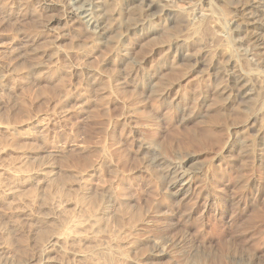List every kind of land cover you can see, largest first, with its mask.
Masks as SVG:
<instances>
[{
	"label": "rangeland",
	"instance_id": "rangeland-1",
	"mask_svg": "<svg viewBox=\"0 0 264 264\" xmlns=\"http://www.w3.org/2000/svg\"><path fill=\"white\" fill-rule=\"evenodd\" d=\"M155 1L171 27L154 10L156 35L120 39L123 12L100 43L69 0H0V264H264V140L244 128L264 127V49L239 0ZM213 73L246 74L249 104Z\"/></svg>",
	"mask_w": 264,
	"mask_h": 264
},
{
	"label": "bare ground",
	"instance_id": "bare-ground-1",
	"mask_svg": "<svg viewBox=\"0 0 264 264\" xmlns=\"http://www.w3.org/2000/svg\"><path fill=\"white\" fill-rule=\"evenodd\" d=\"M121 4L124 5V11L120 8L116 10H109V7L114 3L115 0H69V9L67 12L68 21H74L75 23L83 25L88 32L100 43L108 41L109 34L112 28L109 26V21H117L116 16L121 15V13L126 12L128 16H132V20L127 23L121 29L119 38H125L128 36L135 37L139 35L142 39H150L158 32L156 24L152 21V16L148 13L151 11H156L162 15L167 28L174 24V19L176 18V11L170 6L159 5L155 0H119ZM241 6L239 9L240 15L244 16L245 20L244 29L247 38L250 39L260 50H263L262 42L263 35L260 32L262 26L263 17L259 14L261 11V1L260 0H239ZM135 12V14H134ZM255 15V17H247L248 15ZM193 43L192 38L179 39L177 37L171 39L166 44V56L173 57L176 63L181 62L186 59L188 52ZM252 76H258L257 74H252ZM213 79L218 81L216 91L219 95L226 96L225 103L230 106L235 103H241L244 105L249 104L251 101L252 91L249 89L247 81L245 79L246 74L244 73H232L226 76L225 80L222 82L219 78L218 73H213ZM152 79V78H150ZM256 113H253L245 124V127L249 131L258 132V139L260 141L264 140V127L257 128L255 125ZM175 174V173H174ZM172 176V175H171ZM181 178L176 174L175 177H171L169 181L170 186V197L178 198L186 192L190 187L189 181H184L181 183ZM190 190V189H189ZM184 196V195H183ZM66 230H61L50 234L47 237H42V242H47L48 247L46 248V256L56 243L61 242L65 237H67ZM64 237V238H63ZM44 263H48V258L44 257ZM35 264V263H30Z\"/></svg>",
	"mask_w": 264,
	"mask_h": 264
}]
</instances>
